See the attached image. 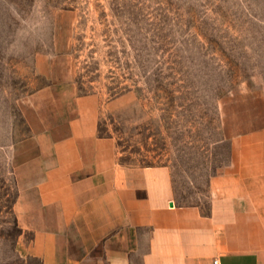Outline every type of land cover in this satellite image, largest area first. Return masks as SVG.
<instances>
[{
	"label": "rangeland",
	"instance_id": "374dc122",
	"mask_svg": "<svg viewBox=\"0 0 264 264\" xmlns=\"http://www.w3.org/2000/svg\"><path fill=\"white\" fill-rule=\"evenodd\" d=\"M86 95L120 165L168 166L177 201L208 211L264 131V0H0V264H42L16 145Z\"/></svg>",
	"mask_w": 264,
	"mask_h": 264
},
{
	"label": "crops",
	"instance_id": "0c3cea01",
	"mask_svg": "<svg viewBox=\"0 0 264 264\" xmlns=\"http://www.w3.org/2000/svg\"><path fill=\"white\" fill-rule=\"evenodd\" d=\"M76 105L78 117L47 122L12 155L31 255L42 264H264V131L235 154L240 182L203 211L177 201L168 166L117 162L113 140L98 134L97 96Z\"/></svg>",
	"mask_w": 264,
	"mask_h": 264
},
{
	"label": "built area",
	"instance_id": "2783aa9c",
	"mask_svg": "<svg viewBox=\"0 0 264 264\" xmlns=\"http://www.w3.org/2000/svg\"><path fill=\"white\" fill-rule=\"evenodd\" d=\"M214 264H221V262H220L219 259H215V260H214Z\"/></svg>",
	"mask_w": 264,
	"mask_h": 264
}]
</instances>
